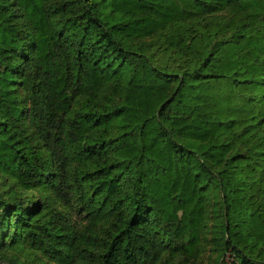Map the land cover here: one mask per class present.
Segmentation results:
<instances>
[{
    "label": "trees",
    "instance_id": "1",
    "mask_svg": "<svg viewBox=\"0 0 264 264\" xmlns=\"http://www.w3.org/2000/svg\"><path fill=\"white\" fill-rule=\"evenodd\" d=\"M0 264H264V0H0Z\"/></svg>",
    "mask_w": 264,
    "mask_h": 264
}]
</instances>
